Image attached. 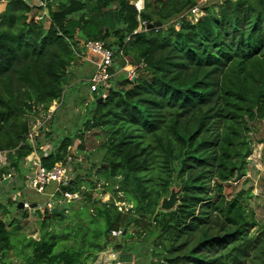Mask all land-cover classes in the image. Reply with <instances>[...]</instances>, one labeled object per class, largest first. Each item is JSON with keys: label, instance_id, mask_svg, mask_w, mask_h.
Masks as SVG:
<instances>
[{"label": "trees", "instance_id": "trees-1", "mask_svg": "<svg viewBox=\"0 0 264 264\" xmlns=\"http://www.w3.org/2000/svg\"><path fill=\"white\" fill-rule=\"evenodd\" d=\"M133 3L48 0L49 23H42L28 19L25 0H7L0 14V152L7 165L0 173L21 174L39 148L27 138L32 120L56 103L53 122L67 88L72 94L85 85L90 99L83 128L40 154L46 168L73 163L63 191L78 198L68 215L65 204L64 217L37 219L39 239L25 235L17 247L11 237L22 234L19 223L12 232L0 217V264H92L109 246L123 264H264V223L249 194L225 192L238 172L245 175L252 125H264V0H143L139 12ZM195 6L204 13L191 23L184 14ZM155 22L161 25L147 27ZM87 41L112 51L107 89H92V73L77 68ZM125 58L137 66L133 81L121 71ZM91 130L102 141L83 169L76 157ZM98 184L108 201H95ZM4 188L0 182V195ZM171 188L177 204L165 212L159 205ZM116 201L133 207L122 213ZM53 219L67 220L58 233ZM124 228L128 240L110 239Z\"/></svg>", "mask_w": 264, "mask_h": 264}, {"label": "rangeland", "instance_id": "rangeland-1", "mask_svg": "<svg viewBox=\"0 0 264 264\" xmlns=\"http://www.w3.org/2000/svg\"><path fill=\"white\" fill-rule=\"evenodd\" d=\"M133 2H136L138 0H132ZM142 4H143V0ZM204 13V12H203ZM28 14L27 17H29ZM42 23H46V21H42ZM175 27L178 28V23H176ZM121 71H124L123 69ZM125 72V71H124ZM78 82V81H75ZM110 85V84H109ZM89 90L87 86H80L77 91L70 94V90L67 88L65 92L64 97V103L61 108H59L58 113L55 117V120L53 122L44 121L45 117H41L37 122L42 123L41 130L37 132V138H36V144L35 148L38 145V150H47L49 148V145L51 146V143L60 138L63 135H67L70 133H73L77 128H83L80 124L84 120V107L86 102L89 101ZM86 99V100H85ZM39 118V117H38ZM38 118L32 120L33 122L36 121ZM50 132V136H45V133ZM84 152L78 153V157H76V161H79L80 166H82L83 169L88 168L89 160L85 159V155L88 157H91V160L96 159L95 156L96 152L95 149L100 145L102 141V137L100 135V132L98 130H91L88 131L84 136ZM249 137L251 140V147L252 151L249 157L247 158V165H246V171L245 175L240 174V178L238 181H231L230 186L225 188V192L227 195H234L235 192L239 190H244L249 194V205L254 210L256 220L259 224L264 223V125L262 122H255L252 125L251 131L249 132ZM78 140H75L74 145L72 147V153H75V149L78 145ZM36 151L37 148L35 149ZM92 152L94 155L89 154ZM23 165V167H22ZM21 165V174L18 175L14 173V177H12L11 182L4 188L5 193L7 197L9 196H15L16 192L19 190H23L24 195H22V198L19 199V202L22 200L26 201H37L40 204H44L47 200V196L45 194H38L34 190H31L27 187V183L25 180L22 179V176H26L28 174V169L31 165H33V161H24ZM67 165L70 169V175L73 178L74 171H73V163H70V161L67 162ZM80 173L84 174V171H79ZM234 180V179H233ZM54 189V184L49 185L46 188V193L52 192ZM100 184H98V187L96 190H94L93 195L96 197V199H100L101 201H104L105 198L100 194ZM176 192V188H173L172 193ZM1 196V195H0ZM78 198L75 197V200ZM167 198V196H166ZM5 200V199H3ZM70 201H67L66 207H67V215L69 214V209L71 205L69 204ZM58 208H61V205H57ZM8 219V217L4 216V220ZM21 219V218H19ZM68 219V218H67ZM35 221H37L35 216ZM51 224V230L53 232L59 231V226H62L63 224L67 223V220L65 219L64 222H60L59 220H52ZM21 222V221H20ZM38 222V221H37ZM12 222H9L7 220V224L10 225L11 231L15 232L14 225H11ZM25 223V222H24ZM19 225V224H18ZM71 225V224H69ZM72 225H74V222H72ZM71 225V226H72ZM31 223L24 224L23 232L27 235L26 230L31 231ZM255 232V230L253 231ZM17 234L15 236L11 237V240L13 242V246L17 247L20 245V242L25 241V234ZM59 248H62L61 245H59ZM15 259V258H14ZM13 264H19V260H15ZM93 264V263H92Z\"/></svg>", "mask_w": 264, "mask_h": 264}, {"label": "built area", "instance_id": "built-area-1", "mask_svg": "<svg viewBox=\"0 0 264 264\" xmlns=\"http://www.w3.org/2000/svg\"><path fill=\"white\" fill-rule=\"evenodd\" d=\"M137 11L139 12L142 9V1L138 0L133 3ZM48 0H36L34 4L35 12L29 15L28 19H32L34 22H42L46 21L49 23V14H48ZM203 15L202 9L195 6L191 8L188 12L184 14L186 19H188L191 23L197 21V19ZM145 25L144 22L140 23V27ZM139 27V28H140ZM82 45L85 48L84 54L80 55L81 58H87L94 65V70L89 78L90 83H92V89H97L99 87H103L107 89L109 87V80L111 78V74L109 73V68L112 65V51L108 48L104 47L102 42L99 41H87L82 42ZM136 65L130 64L128 60L125 58V64L123 66V70L126 73V77L129 80H132L136 76ZM106 94L103 92L102 99L105 98ZM57 107L56 103H53L52 107L47 110L46 113L41 112L40 117H45L44 121L50 119L52 112ZM32 121L33 125L30 127V131L28 133L27 138L29 139L31 145L35 147L37 132L41 130L42 123H38L37 121ZM51 149L49 148L45 150L44 155H46ZM40 153L35 149L32 151L30 156L26 159V161H33V165L28 169V174L25 176V182L27 183V187L31 190H34L38 194H45L48 198L44 204H40L37 201H34L37 207L44 213L45 211L50 212L52 208L57 207V205H65L67 201H71L73 198L78 196V193H71L70 191H63L62 186L69 185L72 182V177L70 175V169L67 163H55L51 168H46L41 165L40 162ZM7 165V157L5 152H0V167ZM14 176V172L10 171L6 174H1L0 182L7 178L9 180ZM54 184V189L50 193H46V188ZM117 186H115V189ZM22 189L16 192L15 196H10L12 201L19 202V199L24 195ZM105 200L108 201L110 199V193L106 192L101 194ZM123 194L120 191H117L116 198H122ZM97 200V199H95ZM22 209L26 210L28 213H32L33 209L30 207L32 202L22 200ZM115 204L118 207L120 212H127V210L132 209V203H126L125 201H116ZM34 213V212H33ZM123 229L112 230L110 233V239H119L122 236ZM93 264H123L121 260V252L119 250H115L112 247H107L104 250L100 251L96 255V259Z\"/></svg>", "mask_w": 264, "mask_h": 264}, {"label": "crops", "instance_id": "crops-1", "mask_svg": "<svg viewBox=\"0 0 264 264\" xmlns=\"http://www.w3.org/2000/svg\"><path fill=\"white\" fill-rule=\"evenodd\" d=\"M25 2H27L28 6L31 7V10L28 14L34 13L35 12L34 4H35L36 0H25ZM6 5H7V0H0V14L5 10ZM77 68L81 70L80 71L81 74L88 75V74H91L93 72L94 65L87 58H81L78 62ZM79 76H81V77H74L73 82L83 80L82 75H79ZM44 152H45V150L41 149L40 152H38V153L41 154ZM22 167H23V165H22ZM24 177H25V175L22 176V179ZM11 180H9L6 184H2V185L4 187H6L11 182ZM23 180H25V179H23ZM4 193H5V191H3L1 196H0V204L4 205L2 207V209H0V217L3 220H4V216L8 217V219L4 220L6 223H7V220H9V222L19 223V227H20L19 233H24L23 230L25 231V229L23 228V226L25 223H26V225L28 223H31L32 224L31 231L26 230L27 232H30V233H27V235L25 233L24 234L26 235V237H31L35 240H38L40 237V231H39V227H38V222L35 221L36 215L33 212L28 213L26 210H24L22 208H18L17 202L12 201V202H14V204L13 205L10 204L8 201L10 199V196L7 197V195L6 194L4 195ZM3 199H5V200H3ZM30 202H32V201H30ZM24 214H25V217H24ZM19 218H21V219H19ZM36 219H38V218L36 217Z\"/></svg>", "mask_w": 264, "mask_h": 264}, {"label": "water", "instance_id": "water-1", "mask_svg": "<svg viewBox=\"0 0 264 264\" xmlns=\"http://www.w3.org/2000/svg\"><path fill=\"white\" fill-rule=\"evenodd\" d=\"M160 26V22H155V23H152V24H149L147 27L148 28H152L153 26ZM134 79H132L133 81ZM102 100V97H100L98 99V101H101ZM73 149L70 148L69 149V154L72 156L73 155ZM0 177H1V173H0ZM240 178V173L238 172L236 177L234 178L233 181H238ZM25 179V177L23 178ZM9 181V179L5 178L3 179L1 182L2 184H6L7 182ZM69 185H64L62 186V189L65 190V189H69ZM172 190L173 188H171V191L169 193V195L166 197H163L160 201V205H159V209L162 210V211H170L172 209H174L176 207V204H177V191L175 193H172ZM75 198H73L71 201H74ZM97 203L101 202L100 199H97L95 200ZM17 207L18 208H22V203L21 202H18L17 204ZM30 207L33 209V212L35 213L36 217L38 219H42L43 217H47V218H51L52 216H60V217H64L65 216V208L64 207H61V208H52V210L47 214V215H44L43 212L37 207L36 203L35 202H32L30 204ZM131 236V232L130 231H127L126 228L123 229L122 231V236L119 237V240L122 241L123 239H126L128 240Z\"/></svg>", "mask_w": 264, "mask_h": 264}, {"label": "clouds", "instance_id": "clouds-1", "mask_svg": "<svg viewBox=\"0 0 264 264\" xmlns=\"http://www.w3.org/2000/svg\"><path fill=\"white\" fill-rule=\"evenodd\" d=\"M35 214V213H34Z\"/></svg>", "mask_w": 264, "mask_h": 264}]
</instances>
